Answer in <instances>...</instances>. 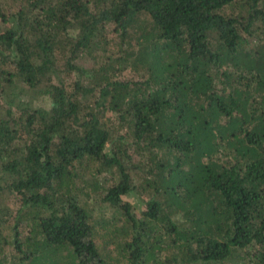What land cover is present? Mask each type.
Listing matches in <instances>:
<instances>
[{"label":"trees","instance_id":"16d2710c","mask_svg":"<svg viewBox=\"0 0 264 264\" xmlns=\"http://www.w3.org/2000/svg\"><path fill=\"white\" fill-rule=\"evenodd\" d=\"M0 23V264H109L98 226L124 264H264V0H0Z\"/></svg>","mask_w":264,"mask_h":264},{"label":"rangeland","instance_id":"374dc122","mask_svg":"<svg viewBox=\"0 0 264 264\" xmlns=\"http://www.w3.org/2000/svg\"><path fill=\"white\" fill-rule=\"evenodd\" d=\"M1 24V23H0ZM83 62L85 64H89L91 62L90 58H84ZM123 77L126 78H138L136 76V74H134L133 72L127 70L123 73ZM44 103H48L45 100H41V99H36L33 101V104H37V105H44ZM115 115L112 113H107L105 118H104V122L105 125L110 127L112 129V126L115 124ZM137 196V194H136ZM127 200L131 201L134 205V209L137 210V212H139V205L141 204L140 202V198L137 196L135 197V195L133 196H129L126 197ZM10 199L8 198L7 201H9ZM91 207H94V215L97 219L101 220L102 218H110L113 216V214L117 211H115L114 209H111L110 207H104L103 205L100 206L99 205V201H98V197L96 196H92L91 199L89 200L88 203ZM12 208V207H11ZM116 214V213H115ZM116 225L117 227H121V221L120 220H116ZM6 231H8V228H6ZM109 232L105 231L103 229H101L99 226L96 227V240H97V244L100 248V252L101 254L104 255V257L107 259L109 264H124V260L123 258H121V250L118 248V246L116 245V242H110L109 241ZM121 243V241H118Z\"/></svg>","mask_w":264,"mask_h":264}]
</instances>
